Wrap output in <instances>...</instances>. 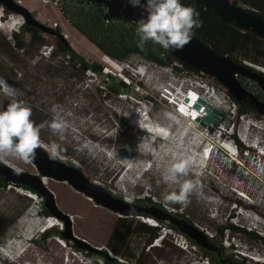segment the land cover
Here are the masks:
<instances>
[{"label":"rangeland","instance_id":"obj_1","mask_svg":"<svg viewBox=\"0 0 264 264\" xmlns=\"http://www.w3.org/2000/svg\"><path fill=\"white\" fill-rule=\"evenodd\" d=\"M238 4L251 8L241 2ZM21 5L35 20L52 30L55 29L52 23L56 21L62 39L88 61L100 64L102 69L101 74L86 72L82 80L76 75L48 69L49 50L57 38L40 29L43 43L37 44L29 33H24L21 39L24 47L18 49L14 43L20 38L25 18L0 4V10L3 9L0 77L21 89V98L31 106V118L36 123L47 125L54 115L53 106L67 121L62 150L56 158L77 170L92 185L102 188L111 198L139 205L137 200L150 197L168 211L178 212L200 232L213 237L212 243L222 246L224 256L234 259L245 256L252 261H255L254 256L263 258L264 241L231 230H224L220 240L216 233L230 222L264 237V108L237 116V103L219 81L203 72L183 70L178 62L162 66L136 52L122 60L107 56L74 27L80 15H93L94 10L103 13L107 9L104 4L90 8L92 10H65L62 14L35 0H26ZM119 23H116L119 29L113 30L117 32L116 38L109 37L104 42L119 43L118 32L122 30L125 42L137 46L136 26ZM8 24L13 27L5 28ZM143 49L158 52L159 56L164 50L151 41ZM102 55L109 59H103ZM243 55L258 54L239 49L227 56L264 72V64L242 60ZM60 60L61 56L56 55L54 64L58 65ZM106 73L112 80L107 81ZM237 78L264 103V92L257 82L243 75ZM119 80L124 81L128 89L113 93L106 88L112 81ZM185 89L192 90L188 98L193 99L198 93L208 100L211 95L209 101L221 105L222 115L215 126L201 119L190 120L175 110L170 94ZM184 103L181 108L188 110ZM4 104H7L6 99ZM209 125L213 127L211 131ZM55 139L47 126L41 129L43 144ZM203 147H210L208 158L203 157ZM178 154L190 157L189 178L199 181L186 206L163 200L168 186L162 181V171ZM4 159L21 171L38 173L29 161L11 156ZM4 181L5 187H0V264H111L97 253H87L90 252L87 247H83L86 251L75 249L70 236L85 239L90 246L102 248L109 258L123 264H213L191 244L184 232L170 227L167 219L153 225L160 227V235L148 244L150 235L140 230L139 224L152 225L143 221L142 216L157 222L151 213L126 216L117 211L121 215L118 216L95 207V200L90 202L82 193H76L77 188L67 180L52 178L48 188L55 192L54 205L67 216L64 219L49 213L42 195ZM144 207L150 205L144 204ZM48 219L58 224L49 223L39 230ZM45 229H49L48 234L43 235L47 232ZM58 231L65 237H60ZM258 262L264 264V261Z\"/></svg>","mask_w":264,"mask_h":264},{"label":"trees","instance_id":"obj_2","mask_svg":"<svg viewBox=\"0 0 264 264\" xmlns=\"http://www.w3.org/2000/svg\"><path fill=\"white\" fill-rule=\"evenodd\" d=\"M231 2L232 3L241 2L242 4H246L251 8L260 11L264 15V0H231ZM145 3L146 0H141V4H145ZM182 3L191 4L199 12V18L202 20L203 23L201 27L195 29L194 36L198 38L202 43H204L207 47L212 49L217 54L230 55V56L232 53L236 52L239 49H244L247 51L253 50L258 54L257 56L243 55L241 56V59L246 60L252 64H258V65L264 64L263 61L264 58H258L259 56L264 55L263 37L258 36L249 29L239 28L233 22L223 20L211 8L203 6L196 0H182ZM80 11H85V10L80 9ZM91 12H94L93 15H80L79 20L74 23V27L77 28L79 32H81L90 42H92L97 48H99L107 56L117 60H122L124 58H127V56H129L131 53L136 52L139 53L141 56L145 58H149L155 63L162 66H168V65L171 66L173 62H178L183 67V70L191 71L199 74L201 73L198 69L194 68L188 63L181 61L178 58L172 56L169 51L163 50L162 56H159L158 52L157 53L149 52L146 49L143 48L141 49L137 46L131 45L128 41L125 42V40L123 39V35H121L122 30L118 32L120 33L118 36L120 37L119 43L115 44V43L104 42V39H108L109 37L116 38L114 36L116 35L117 32L113 31L114 29H119L117 28L116 23L121 22L125 24H132L135 26L136 24H133V22L130 21H126L119 16L110 17L107 13L100 14L97 10ZM105 20L108 21L106 22ZM118 27H124V26H118ZM39 31L40 28H38L37 26L24 22L19 32L20 38L14 44L18 49H22L24 47V42L23 40H21L22 35L24 33H29L31 36V40L34 43L42 44L43 38L42 36L39 35ZM55 33L57 39L55 44L49 50L50 58H48V63H47L48 69H52L64 74L69 73L68 75H76L79 77V80H82V77L88 71L92 72L93 74H101L102 69L100 64L95 62H90L83 55L74 51L71 48V46L67 43V41L61 38L59 28L55 29ZM56 55L61 56V60L58 62V65L54 64L53 61ZM106 55H102V58L105 60L109 59ZM232 59L234 61L243 64V61L239 59L236 58H232ZM104 75L105 78H107V81L112 80V77L109 74L106 73ZM108 77H110V79H108ZM106 88L113 93H120L121 91L128 89V86L124 81L119 80L117 82L112 81L110 84H108ZM227 93L233 99V101L236 102L238 105L237 114H236L237 116L246 114L249 111L256 110V108L253 107L252 104L238 103L228 91ZM237 144L240 145L239 141H237ZM32 169L34 170L33 167ZM8 183L22 187L32 192L33 194L36 195L39 194L36 190L24 184L13 183V182H8ZM48 183L49 180H47V185ZM5 185L6 182L4 181V176L0 174V187H5ZM52 192L54 194V198L56 199L55 192L54 191ZM137 201H139L140 206H144V204L150 206L151 205L156 206L161 210L169 212L170 214L178 218L179 217L184 218V220L192 224L189 220H187V218H185L182 215H179L178 212L168 211L165 207L162 206V204L158 202H153L150 197ZM45 213L48 215L47 211H45ZM158 222H161V220H157V224ZM139 225H140L139 228L140 230L142 231L144 230L146 233L150 235L148 244L152 243V240L160 235V227L147 225L146 223H140ZM53 226H50V228H52ZM169 226L174 229H177L172 224H170ZM49 229H45L47 230V232L44 233L43 235L48 234ZM224 230L247 233L257 240L264 241V237L254 232L247 231L244 227L233 225L230 222L227 223L226 226L222 227L220 230L217 231L216 238H219L221 240V238L223 237ZM57 234L60 237H64L61 231H58ZM183 235L188 240L191 241V244L193 246L199 248L203 252V254L208 258V260L213 264H262L259 263L258 261H252L245 256H238V254L235 255L238 256L239 259H234L232 256H224L222 246H217V244L215 243L213 244L212 243L213 237H208L205 233H203L202 242L196 241L195 239L189 237L185 233H183ZM72 246L75 249H79L82 251L84 250L83 248L77 245L73 244ZM87 253H95V252L87 251ZM103 253L106 254V252ZM103 253L98 255H101V257L105 262L111 264H123L120 261L116 260L115 258L106 257Z\"/></svg>","mask_w":264,"mask_h":264},{"label":"water","instance_id":"obj_3","mask_svg":"<svg viewBox=\"0 0 264 264\" xmlns=\"http://www.w3.org/2000/svg\"><path fill=\"white\" fill-rule=\"evenodd\" d=\"M96 3L104 4L107 8V14L110 17L119 16L126 21H132L136 24V21L141 17L147 16V9L139 5L133 6L127 2V0H93ZM205 7L211 8L220 18L226 21L233 22L237 27L243 29H249L253 33L264 38V17L254 8L244 7L238 3H232L231 0H196ZM0 4L6 6L13 12L19 13L25 18V22L32 24L40 28L41 30L53 33L50 27L42 24L35 20L29 13V11L18 4L14 0H0ZM62 38V37H61ZM172 56L178 58L181 61L188 63L194 68L198 69L200 72L206 73L213 76L217 81H219L227 91L233 96V98L238 103H250L253 107L260 112L259 107L264 108V103L259 100L257 96L245 89L239 82L237 75L246 76L258 83L261 90L264 92V72L255 66L250 64H243L234 61L227 55H221L214 52L212 49L207 47L195 36L192 40L187 43L180 50H169ZM204 103V100L199 96L194 102V108L202 112L203 108L200 107ZM264 112V111H263ZM204 113V112H203ZM222 112L219 110L206 111L200 119L205 120L215 126L220 119ZM211 125L208 126V130H212ZM34 164L38 173L32 174L24 171H16L13 168L8 167L0 159V174L4 176V180L24 184L34 190H36L40 195L44 197V204L47 207L49 213H53L55 216L63 217L67 219V216L58 211L54 205V196L52 191L41 184L42 176H48L55 179L67 180L75 186L77 189L83 190L87 194L90 192L87 189L81 188L78 184L72 182L69 178V173L79 174L77 170L71 166L61 162L56 157L51 158L47 152L44 151V147L36 149L34 158L30 161ZM40 173V177L38 174ZM85 179V178H84ZM94 188L102 190V188L92 185ZM103 191V190H102ZM108 197H110L107 194ZM114 200H118L114 198ZM97 202L98 200L95 199ZM123 208L117 209L112 208L126 216L137 215L141 213H151L158 220L167 219L170 224L174 225L177 229L181 230L189 237L195 239L198 242L203 241V233L200 232L193 224L188 223L186 220L179 219L178 217L170 214L169 212L163 211L160 208L151 205L150 207H144L137 205L135 203L121 201ZM155 212L156 214H154ZM68 229V221L66 224ZM63 236L65 234L62 232ZM77 245L81 248L87 247L90 252H95L97 254H102V248H96L90 246V244L83 238L78 236H70ZM108 257L107 253H103ZM255 260L254 258H252ZM259 261V260H257Z\"/></svg>","mask_w":264,"mask_h":264},{"label":"clouds","instance_id":"obj_4","mask_svg":"<svg viewBox=\"0 0 264 264\" xmlns=\"http://www.w3.org/2000/svg\"><path fill=\"white\" fill-rule=\"evenodd\" d=\"M127 2L147 9L146 18L138 19L134 30L136 45L141 49L151 41L165 51L180 50L192 40L195 29L203 23L199 12L191 4L182 3V0H146L145 4H141V0ZM22 96L20 88L0 77V159L11 156L31 161L40 147H44L48 155L55 158L62 150L61 141L68 127L67 121L53 106L51 111L54 115L47 125L44 122L36 123L31 118V106ZM46 126L57 139L43 144L41 129ZM191 166L189 156L178 154L163 169L162 181L168 186L163 194L165 202L182 206L189 203L190 195L199 187L198 180L189 178Z\"/></svg>","mask_w":264,"mask_h":264},{"label":"bare ground","instance_id":"obj_5","mask_svg":"<svg viewBox=\"0 0 264 264\" xmlns=\"http://www.w3.org/2000/svg\"><path fill=\"white\" fill-rule=\"evenodd\" d=\"M2 14H0V16H1ZM14 21V20H13ZM0 22H1V18H0ZM17 23H19L18 21H16L15 22V24L17 25ZM5 25V24H4ZM4 25H2V26H4ZM1 27V26H0ZM5 28H11V27H13V25H11V24H8V25H6V26H4ZM3 27V28H4ZM197 93V92H196ZM195 93V94H196ZM198 96V93L195 95V96H193V99L192 98H185V100L187 99V103H184V101H182V104L184 103L185 104V106L186 107H188V110H186L187 112H189V113H191L192 114V116L194 115V114H196L197 116H196V118L194 119V121L195 120H200V118L204 115V114H206V111H214V110H222V107H221V105H217V104H213L212 102H210L209 100L212 98V96L210 95L209 97L208 96H206V97H208L207 99L208 100H206V98L205 97H203V96H201V98L204 100V103L203 104H201L200 105V107H202L203 108V110H202V113L201 112H199L197 109H195L194 107H193V100H195V97H197ZM188 99H189V102H188ZM190 102H192V103H190ZM179 103V102H178ZM180 104V103H179ZM177 111V110H176ZM178 112V111H177ZM204 112V113H203ZM180 113V112H179ZM181 114V113H180ZM222 119V118H221ZM220 120V119H219ZM219 120H218V122H219ZM205 121V120H204ZM216 127H218V126H216ZM162 129V128H161ZM147 132H150V131H148L147 130ZM159 136V135H158ZM160 137V136H159ZM169 137V136H168ZM166 138V137H165ZM164 139V138H163ZM224 149V148H223ZM222 148H221V150H223ZM227 149V148H226ZM201 151H203V149H201ZM224 151V150H223ZM8 167H10V168H13L14 170H16V171H20V169L18 168V167H16V166H14V165H11L6 159H4V158H2L1 159ZM30 162V161H29ZM30 164L32 165V167L36 170V168H35V166H34V164L32 163V162H30ZM37 172V171H36ZM70 175H69V178L72 180V182H74V183H76V184H78L81 188H84V189H87L89 192H90V194H87L86 192H85V194L83 193V191H81L80 189H75L74 191L76 192V193H79V194H83V196L87 199V200H90V201H94L95 199H97L98 201H97V203H95L94 205L95 206H98V207H101V208H104V209H106V210H108V211H110V212H112L113 214H116V215H118V216H121V215H119V213H117V209L119 210V209H122L123 208V206H122V204H121V202H119L118 200H114V198H111V197H108L107 196V193L106 192H104V191H102V190H100V189H97V188H94L93 186H92V184L90 183V181L88 180V179H84V178H82L81 176H78L76 173H69ZM50 179H52V177H48V176H42V178H41V184L43 185V186H46L47 188H48V185H47V180H50ZM62 182H66V180H62ZM70 183V182H69ZM51 190V189H50ZM52 191V190H51ZM53 193V192H52ZM33 196V195H32ZM53 196H54V194H53ZM35 197V196H34ZM54 198V197H53ZM55 199V198H54ZM126 199V198H125ZM128 202V201H127ZM99 203H101V204H103V205H101V204H99ZM104 205H106V206H109V208L110 209H108L106 206H104ZM112 208H116V210H113ZM154 214H156L155 212H153ZM44 218V217H43ZM141 218H143L146 222H148V223H150V224H152V225H156L157 224V222L154 220V219H152V218H150V217H145V216H142ZM154 221V222H153ZM42 222V221H41ZM152 222V223H151ZM33 223V222H32ZM31 223V224H32ZM49 223H52V224H54V225H56V224H58V223H56V222H54V221H52V220H45L43 223H42V225H40V228H39V230H41L45 225H47V224H49ZM37 226H39V224H37ZM48 226V225H47ZM34 228V227H33ZM35 228H36V226H35ZM31 229V228H30ZM29 229V230H30ZM28 230V231H29ZM28 234H29V232H28ZM8 242V241H7ZM14 244V243H13ZM17 245V244H16ZM21 247H23V245L21 246ZM25 247H23L22 248V250L24 249ZM19 249V248H18ZM18 251V250H17ZM253 257V256H252ZM255 260H260V261H264V257L262 258V257H257V256H254L253 257Z\"/></svg>","mask_w":264,"mask_h":264},{"label":"built area","instance_id":"obj_6","mask_svg":"<svg viewBox=\"0 0 264 264\" xmlns=\"http://www.w3.org/2000/svg\"><path fill=\"white\" fill-rule=\"evenodd\" d=\"M16 1L18 4H21V0H14ZM37 2H39L42 6L44 7H51L56 9L59 13H63L65 10H77V9H82V10H87L90 9L92 7H96V5H99L98 3H96L93 0H35ZM3 9L1 8L0 10V14H2ZM103 13H107V9H105V11ZM106 22L108 20H105ZM52 27L54 29L57 28L58 23L56 21H54L52 23ZM48 26V25H47ZM55 29L54 32L52 33L53 37L56 39V33H55Z\"/></svg>","mask_w":264,"mask_h":264},{"label":"crops","instance_id":"obj_7","mask_svg":"<svg viewBox=\"0 0 264 264\" xmlns=\"http://www.w3.org/2000/svg\"><path fill=\"white\" fill-rule=\"evenodd\" d=\"M24 1H26V0H21L22 3H23ZM28 1H30V0H28Z\"/></svg>","mask_w":264,"mask_h":264}]
</instances>
